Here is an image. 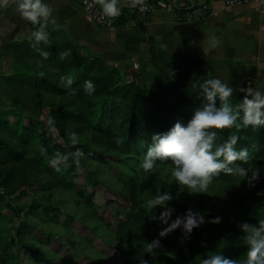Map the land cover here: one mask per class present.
<instances>
[{"label":"trees","instance_id":"1","mask_svg":"<svg viewBox=\"0 0 264 264\" xmlns=\"http://www.w3.org/2000/svg\"><path fill=\"white\" fill-rule=\"evenodd\" d=\"M132 19L129 9L122 8L121 16L113 28L126 27ZM137 25L145 30L142 22H138ZM33 30L34 27L31 25V33ZM40 47L49 52L47 58L42 57L40 52L31 46L29 38L9 42L5 52L13 59L14 78L18 77L15 80L22 81L21 78L26 80L25 83L11 82L12 88L27 103L37 108L50 106L51 113L47 118L54 121L55 134L50 132L45 141H52L56 134L59 135L61 141L56 143L57 154H68L80 148L83 151L87 149L89 156L98 158V151L90 148L94 146L107 150L120 149L142 158L154 133L166 132L177 121L187 123L194 107L200 104L199 83L212 78L207 58L198 55L172 56L164 50L160 41L151 36L148 38L151 70H146L147 73L141 72L142 78H149L151 81L148 91L144 90L141 81L127 79L118 66L108 63L105 57L92 53L72 38L59 42L50 33V44L42 43ZM62 75L73 76L72 88L76 89L75 93L61 84ZM86 79L95 82L96 90L92 95L84 91L83 84ZM242 87L247 88L246 83H243ZM244 94L240 91L237 100L233 102H238ZM65 98L74 99L75 103L77 101L80 109L65 108L61 102ZM9 115L14 116V122L10 121ZM25 118L32 123L31 128L25 125ZM11 123L15 127H11ZM41 124V119L31 117L20 105L11 106L0 121V185L6 190V193L0 196L16 193L25 186L30 174L43 169L40 157L27 156L28 149L23 139L25 136L30 137L35 127L44 131L45 128ZM14 128L16 129L14 134H17L15 136H21V144H17L8 136L10 129ZM217 131L219 133L217 143L227 138L229 134L237 135L239 140L236 147L249 149L251 156L249 163L252 166L264 167V126L255 129L251 126L241 129L233 127ZM73 132L77 133V139L87 136L90 143L73 145L70 139ZM45 141L41 145L42 149ZM63 161L68 163L69 167L65 171L69 176L67 184L78 195L89 197L91 194H86L85 187L78 186L77 181L76 185L75 183L73 185L78 167L74 159L69 157ZM244 167H248V164ZM60 169H65L62 162ZM232 177L222 172L214 179ZM258 193L260 192H239L236 195V200L244 205L242 209L244 213H250L251 223L264 219V197ZM186 210L185 205L177 203V216L184 215ZM131 215L161 229L168 226L155 219V216H159L156 212L141 209L132 212ZM177 216L172 215L168 223L170 224ZM203 216L204 222L194 228L183 241L181 239L184 236L183 226L169 232L166 237L146 234L145 238L149 242L159 237L166 252L149 253L141 247L144 258L152 260V263L148 260L151 264H199L200 257L207 256L213 251H222L233 259L242 258L246 253V245L238 240L241 235L238 223L224 218L220 223H214L212 221L216 216L210 212ZM124 234L133 236L129 231H124ZM124 248L126 247L121 251L126 252ZM130 262L131 257L128 263Z\"/></svg>","mask_w":264,"mask_h":264},{"label":"rangeland","instance_id":"2","mask_svg":"<svg viewBox=\"0 0 264 264\" xmlns=\"http://www.w3.org/2000/svg\"><path fill=\"white\" fill-rule=\"evenodd\" d=\"M127 26L135 27L137 23L129 22ZM135 59H128L123 72L127 79L141 81L148 91L151 81L141 77V64L138 69L133 67ZM74 101L65 98L61 102L69 110H79L80 105ZM13 105L5 108L6 113ZM25 108L31 117L41 119L45 128L43 131L35 127L30 137H23L27 156L40 157L43 169L30 174L25 186L16 193L0 196V264H143L144 260L151 264L152 260L144 258L141 247L145 252H166L161 244L149 249V240L145 238L146 234L159 236L161 228L131 214L141 209L148 211L143 201L158 187L172 193L174 199L169 206L175 209L173 216L178 215L176 205L179 202L201 215L210 212L236 224L251 222L250 213H244V205L236 200V195L239 192L264 193V167L255 187H249L246 181L238 185L240 181L236 177L213 179L207 192L192 194L174 183L170 161L158 162L153 170L145 173L139 167L142 158L133 153L91 146L98 151L99 157L89 156L85 149L73 182L76 185L77 181L78 186L85 187L86 194L91 195H78L67 184L68 163L57 159L56 143L61 138L56 134L54 140L45 141L50 135L47 118L50 106L37 108L25 103ZM25 125L31 128L32 123L26 119ZM11 127H15L14 124ZM15 131V128L10 129L8 136L21 144V136H15ZM78 143L90 142L84 136ZM61 162L64 170L60 169ZM161 211L160 206L154 209L158 214ZM124 231L133 236L125 235ZM123 247L126 252L121 251Z\"/></svg>","mask_w":264,"mask_h":264},{"label":"clouds","instance_id":"3","mask_svg":"<svg viewBox=\"0 0 264 264\" xmlns=\"http://www.w3.org/2000/svg\"><path fill=\"white\" fill-rule=\"evenodd\" d=\"M101 6L105 16L114 18L121 14L119 0H95ZM9 0H0V9L8 7ZM15 12L21 19L30 22L34 30L29 37L31 46L40 52L44 58L49 52L44 51L40 45L50 44V33L48 24L55 23L54 9L48 0H15ZM207 42L205 46L204 42ZM219 44L215 35L207 36L201 42V47L206 55L211 48ZM61 84L75 93L72 88L74 78L72 75H62ZM200 97L199 106L194 107L191 118L187 123L177 121L166 132L154 133L151 143L144 152L139 167L148 173L153 170L158 162H171L170 175L179 189L192 194L205 193L209 189L215 177L223 172L238 178L241 182L246 181L249 187H255L256 182L261 179V167L250 164L251 156L247 147L237 148L239 137L229 134L227 138L217 143L218 131L223 129L258 128L264 126V86L253 88H240L244 94L238 102L234 100V88L222 81L220 78L212 77L199 83ZM84 91L92 95L96 90L95 82L86 79L83 84ZM49 132L55 134L54 121H49ZM71 143H78L77 133L70 134ZM83 150L80 148L68 154H57L58 160L74 159L77 165ZM239 161V163H237ZM248 164V167H244ZM264 193H258L261 195ZM174 199L172 193L161 190L159 187L155 193L143 201V206L154 212L157 206L162 208L159 216L155 219L167 224L161 229L159 237L183 226L184 236H187L196 227L204 222V216L189 208L182 216H177L169 224L174 208L169 202ZM222 217L213 218L214 223H220ZM241 233L238 238L246 245V253L242 258L233 259L226 256L222 251H213L209 255L200 257L199 264H264V219L255 223L243 221L238 224ZM156 238L148 242L149 249L160 247L161 241ZM143 264H148L146 260Z\"/></svg>","mask_w":264,"mask_h":264},{"label":"crops","instance_id":"4","mask_svg":"<svg viewBox=\"0 0 264 264\" xmlns=\"http://www.w3.org/2000/svg\"><path fill=\"white\" fill-rule=\"evenodd\" d=\"M172 1L183 9L203 3H210V8L207 17L180 22L175 11L159 6L142 22L145 30L138 25L104 29L84 13L75 0H48L55 19L54 24H48V31L59 42L74 39L121 71L130 57L136 58L133 64H141L143 71L151 70L148 38L154 37L172 56L207 58L211 76L233 86L234 100L245 78L251 80V87L264 86V10L259 3L228 5L226 0ZM30 35L31 23L20 18L15 12V0H9L8 7L0 9V121L6 116L5 108L9 104L25 108L27 103L11 86V82L25 83L26 80H15L18 77L14 78L13 59L5 51L9 42L25 40ZM211 35L219 39V44L205 55L201 42ZM204 43L207 46V42ZM11 117L14 120V116L9 115Z\"/></svg>","mask_w":264,"mask_h":264},{"label":"built area","instance_id":"5","mask_svg":"<svg viewBox=\"0 0 264 264\" xmlns=\"http://www.w3.org/2000/svg\"><path fill=\"white\" fill-rule=\"evenodd\" d=\"M80 9L91 17L98 25L105 28H113L114 23L120 18H110L103 14L101 6L95 0H75ZM249 2L259 3L261 9L264 10V0H226L228 5L242 4ZM122 8L129 9L130 15L133 16L132 22H143L145 18L154 13L159 6H165L168 10L176 12L177 20L180 22L193 21L207 17L210 3L194 4L189 8L183 9L172 0H119ZM134 67L138 68L139 64L134 63ZM244 82L247 87H251V80L245 78ZM5 193L4 187L0 185V195Z\"/></svg>","mask_w":264,"mask_h":264}]
</instances>
